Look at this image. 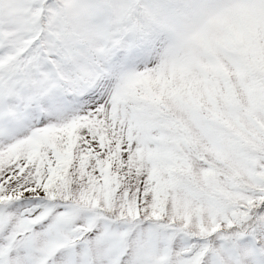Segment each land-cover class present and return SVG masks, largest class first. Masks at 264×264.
Wrapping results in <instances>:
<instances>
[{
    "label": "snow or ice",
    "instance_id": "obj_1",
    "mask_svg": "<svg viewBox=\"0 0 264 264\" xmlns=\"http://www.w3.org/2000/svg\"><path fill=\"white\" fill-rule=\"evenodd\" d=\"M0 264H264V0H0Z\"/></svg>",
    "mask_w": 264,
    "mask_h": 264
}]
</instances>
